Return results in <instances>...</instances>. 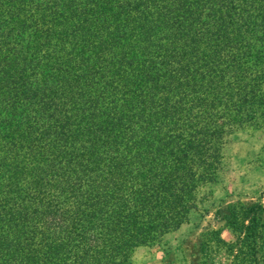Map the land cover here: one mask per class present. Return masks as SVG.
<instances>
[{
    "label": "trees",
    "instance_id": "1",
    "mask_svg": "<svg viewBox=\"0 0 264 264\" xmlns=\"http://www.w3.org/2000/svg\"><path fill=\"white\" fill-rule=\"evenodd\" d=\"M259 130L264 0H0V264H130ZM223 221L199 252L264 264V206Z\"/></svg>",
    "mask_w": 264,
    "mask_h": 264
},
{
    "label": "rangeland",
    "instance_id": "2",
    "mask_svg": "<svg viewBox=\"0 0 264 264\" xmlns=\"http://www.w3.org/2000/svg\"><path fill=\"white\" fill-rule=\"evenodd\" d=\"M226 154L222 174L208 189L198 210L190 214L187 224L159 246L137 248L130 264H227L222 254H201L200 242L203 234L223 227L229 208L255 203L264 206V130L236 132ZM221 236L231 238L227 231Z\"/></svg>",
    "mask_w": 264,
    "mask_h": 264
}]
</instances>
